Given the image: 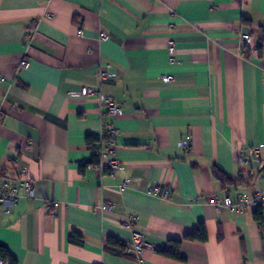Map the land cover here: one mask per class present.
I'll list each match as a JSON object with an SVG mask.
<instances>
[{
  "label": "crops",
  "instance_id": "obj_1",
  "mask_svg": "<svg viewBox=\"0 0 264 264\" xmlns=\"http://www.w3.org/2000/svg\"><path fill=\"white\" fill-rule=\"evenodd\" d=\"M263 33L264 0H0V188L27 165L34 189L12 215L0 205L10 264H264L256 208L210 204L264 191ZM102 64L113 78L100 79ZM83 87L113 97L124 115L71 95ZM106 124L119 132L124 169L82 171L98 162L91 150ZM255 147L259 157L239 161ZM215 169L234 182L223 186ZM154 186L170 198L150 196ZM104 204L113 212L101 213ZM123 217L146 236L142 262L130 248L104 249L108 238L130 246ZM201 224L206 243L183 241ZM178 240L185 261L162 254Z\"/></svg>",
  "mask_w": 264,
  "mask_h": 264
},
{
  "label": "built area",
  "instance_id": "obj_2",
  "mask_svg": "<svg viewBox=\"0 0 264 264\" xmlns=\"http://www.w3.org/2000/svg\"><path fill=\"white\" fill-rule=\"evenodd\" d=\"M80 35L84 36V32L80 30ZM100 40L105 41L108 40V36L105 34H100ZM241 41L249 53L250 58L256 57L259 54L260 46L257 44L250 34H245L242 36ZM262 46L264 48V33H263V41ZM170 54H173L174 49L171 45L169 47ZM30 67L29 61H24L21 64V69H28ZM100 79L102 81L109 80L113 78L115 74L113 73L112 66L110 64H102L100 66ZM172 76H165L164 82L170 83L172 82ZM0 81H4L1 79ZM74 97L80 98H94L100 106L101 115H110L113 117H121L124 115L123 107L117 103L113 97L103 94L100 90L91 88V87H83L79 92H75L71 94ZM119 132L114 125H103L99 145L91 150L92 157L96 158L98 162L90 163L87 165L88 170H94L100 176H104L106 174L114 175L118 170L124 169V166L121 162L115 159L116 147L118 145ZM190 140L184 142L182 147L184 149H190ZM260 156V149L255 147L251 149L246 154H241L239 157V161L242 163H246L250 161L252 158ZM30 168L27 165H24L20 169V182L16 184H10L7 182H3L0 188V205L4 209V213L6 215H12L16 206L18 205L22 193L25 194L26 197L32 199L34 197V189L32 182L29 178ZM261 181L264 184V173L261 176ZM127 184L130 183L128 180ZM150 196H154L161 200H168L170 198V191L168 188L154 186L149 190L148 193ZM210 204L214 206L217 210H220L222 207L228 208L230 211L244 214L251 208H259L264 204V191L257 192L255 194H242L239 193L236 199H232L230 195H226L223 200L219 198H212L210 200ZM101 213H112V207L108 204H104L100 208ZM126 226L131 230V243L129 253L135 256V258L142 262L144 257V253L147 247L146 236L135 229V222L137 218L133 217H123ZM0 264H10L8 260H1Z\"/></svg>",
  "mask_w": 264,
  "mask_h": 264
},
{
  "label": "trees",
  "instance_id": "obj_3",
  "mask_svg": "<svg viewBox=\"0 0 264 264\" xmlns=\"http://www.w3.org/2000/svg\"><path fill=\"white\" fill-rule=\"evenodd\" d=\"M89 163L91 162H86L85 164H83L82 171L85 170V166H87ZM214 176L222 183L223 186H226L227 184L234 182L233 180L229 179L225 174L220 172L218 169L214 170ZM254 218L261 226L264 225V213L262 206L256 209V211L254 212ZM183 241L206 243L208 241V234L205 225L201 224L198 229L194 230L190 234H187L184 237ZM183 241L182 240L171 241L169 248L163 251L162 254L166 257H169L177 261H185V259L181 256V247ZM69 242L74 245L82 246L83 238L78 234H72L69 237ZM129 248L130 246H128L126 243L115 238H108L104 245V249L106 252L115 255H124ZM0 259L8 260L9 262H12V259L10 257L6 245L2 243H0Z\"/></svg>",
  "mask_w": 264,
  "mask_h": 264
}]
</instances>
